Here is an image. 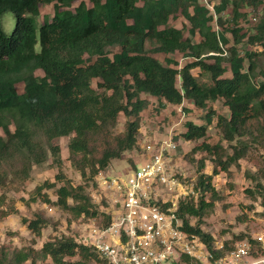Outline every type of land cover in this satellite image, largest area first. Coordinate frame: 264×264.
<instances>
[{
	"label": "trees",
	"instance_id": "16d2710c",
	"mask_svg": "<svg viewBox=\"0 0 264 264\" xmlns=\"http://www.w3.org/2000/svg\"><path fill=\"white\" fill-rule=\"evenodd\" d=\"M87 1L0 0V21L6 12L14 20L9 33L0 23V189L27 180L48 154L59 168V146L53 141L67 137V160L83 184L72 185L59 169L53 183L30 191L26 204L58 207L69 223L100 215L97 225L107 226L111 214L99 213L85 188L112 160L139 148L142 113L155 106L153 99L155 112L170 105L186 116L183 131L172 134L176 151L188 144L189 154L203 155L195 161V181L184 184L194 194L177 199L175 214L182 230L210 248L213 239L201 222L220 199L212 177L227 173L249 149L264 144V66L257 65L264 59V0H220L213 10L219 14L230 7L226 25L218 18L213 24V10L202 0ZM41 5H52L53 13L38 23ZM247 8L260 9L251 34L243 33L239 23ZM177 17L187 28L171 24ZM244 40L259 49L240 50ZM174 54L185 62L169 59ZM195 111L203 117L195 118ZM119 115L124 127L113 133ZM209 128L215 142L208 139ZM206 161L210 173L203 171ZM261 162L264 167V156ZM246 176L254 185L245 192L259 200L264 212V169ZM56 184L51 201L43 190ZM92 187L97 190L96 182ZM5 198L0 194V219L17 213ZM20 221L35 236L48 224L42 212ZM38 252L53 264H104L70 236L53 238ZM38 252L3 251L0 264H35Z\"/></svg>",
	"mask_w": 264,
	"mask_h": 264
},
{
	"label": "rangeland",
	"instance_id": "374dc122",
	"mask_svg": "<svg viewBox=\"0 0 264 264\" xmlns=\"http://www.w3.org/2000/svg\"><path fill=\"white\" fill-rule=\"evenodd\" d=\"M83 1L89 5L87 0ZM201 2L204 4L203 0ZM219 2L220 0H207L208 5L212 8H214V4L216 5ZM76 4L77 3L74 5ZM244 11L246 15L239 20V23L243 33L245 31L247 34H251L255 24L258 22L260 9L255 11L251 8H247ZM39 13L38 23H41L44 17L50 19L53 13L52 5H41L39 7ZM211 15L213 16V24L217 23L219 20L223 25H226L227 22H230V7L216 14L217 17H214L212 13ZM0 23L2 29L6 33L11 32L14 27L13 15L10 12L4 13ZM171 24L177 28H187L188 26L185 20L180 17L173 19ZM242 42L243 43L238 46L242 51L245 49H259L257 46L254 47L246 44V40ZM162 58L163 57H160V60ZM169 59L178 61L179 65L185 62V60L180 59L178 54L170 56ZM257 65L260 67L264 66V59L259 58ZM38 74L41 75L40 72H38ZM196 74L197 71L194 70L193 75L196 76ZM142 97L149 98L146 96ZM150 103H153L155 106H150L142 113V125L139 129L138 137L139 148L125 152L120 159L112 160L106 170L111 176L126 177L130 174L133 165L137 167V165L145 160L146 155L144 153V146L147 143H155L169 134H174V131H183L182 123L186 119V116L181 118L180 112L182 110L180 111V107L166 105L163 111L158 110L155 112L153 108H156L157 102L151 99ZM217 108H219V105ZM220 112L225 114V112ZM194 116L200 119V116L203 117V112L199 113L195 111ZM194 120L196 121V119ZM124 122V116L119 115L112 132H121L124 127ZM215 135L214 130L209 128L207 131L208 139L215 142L217 140V136ZM68 141L69 138L67 137L58 138L53 141L54 145L57 144L59 146V156L61 159L59 168L52 164L51 156L48 154V158L42 165L32 168L27 180L21 182L17 179L12 185L0 189V194L4 193L6 202L11 205V209L17 212L0 219V252H11L13 250L26 248H31L38 252L45 242L53 238H58L61 235L75 237L76 241L83 243L88 232L89 220L70 221L69 223L67 213L63 212L58 207L46 206L41 202L29 203V205L26 204L29 199L30 191L35 186L41 185L46 181L53 183L59 169L61 173L64 174V178L72 185L77 186L83 184L79 173L71 167L67 160ZM223 145L226 146L224 142ZM180 147L181 148H179L171 158L170 173L173 177L178 179L182 188L177 187L166 192L167 198L172 201L185 191L183 187H185L184 184H186V181L189 183L195 181V161L203 157L201 153L193 156L189 154L188 151L191 145L189 146L187 144ZM263 156L264 144L257 145L249 149L246 157L239 160L237 165L231 166L227 173L220 172L218 175L212 177L211 184L218 193L220 199L215 202L212 211L204 216L201 222V228L204 232L211 235L213 242H222L226 244V247H229L241 239H248V237L254 238L264 232V212L259 205V200L257 198L255 200V198L245 192L246 189H252L254 185L251 179L246 176V173H253L255 175L260 169H264L261 162ZM204 166L203 171L205 173H210L211 164L206 161ZM96 178L97 176L94 178L93 183L86 186L85 191L91 196L92 202L95 205H99V213H109L111 216L113 215V217H115V213L118 210L107 197L106 193L103 192V189L97 187V190H95L92 187L95 182L97 185ZM262 181H264V178H262ZM59 186L60 184H56L55 188L49 190L45 189L43 192L48 195L51 201H55V189ZM4 208L6 207H3V209ZM39 212L44 213V216L48 219V224L40 230L39 236H35L26 229L25 225L21 224L20 219L22 217L32 219L34 215ZM99 219H101L100 215L96 217L95 220L97 221ZM194 222L195 220L191 219V223ZM71 260L75 261L77 258L75 257ZM23 264H30V262L27 261ZM35 264H53V262L49 258H42L38 252ZM90 264L97 263L91 261Z\"/></svg>",
	"mask_w": 264,
	"mask_h": 264
},
{
	"label": "built area",
	"instance_id": "2783aa9c",
	"mask_svg": "<svg viewBox=\"0 0 264 264\" xmlns=\"http://www.w3.org/2000/svg\"><path fill=\"white\" fill-rule=\"evenodd\" d=\"M204 5L213 10L203 0ZM215 17V15H214ZM177 144L169 134L144 146L145 160L126 177L97 175L103 189L117 208L107 226L89 219L82 244L89 247L104 264H264V232L253 239H241L229 247L212 242L210 248L196 235L181 229L176 202L166 192L181 187L170 173V161ZM182 188V187H181Z\"/></svg>",
	"mask_w": 264,
	"mask_h": 264
},
{
	"label": "clouds",
	"instance_id": "9594fccd",
	"mask_svg": "<svg viewBox=\"0 0 264 264\" xmlns=\"http://www.w3.org/2000/svg\"><path fill=\"white\" fill-rule=\"evenodd\" d=\"M212 14L215 15V17H217L216 14H215V12H214V10H213V13H212ZM214 19H215V18H214ZM171 136H172V135H171ZM105 172H106V171H105Z\"/></svg>",
	"mask_w": 264,
	"mask_h": 264
}]
</instances>
